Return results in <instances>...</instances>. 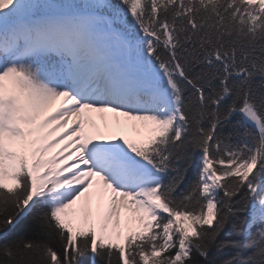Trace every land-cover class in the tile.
<instances>
[{
	"label": "snow or ice",
	"instance_id": "obj_1",
	"mask_svg": "<svg viewBox=\"0 0 264 264\" xmlns=\"http://www.w3.org/2000/svg\"><path fill=\"white\" fill-rule=\"evenodd\" d=\"M214 247L264 264V0H0V264Z\"/></svg>",
	"mask_w": 264,
	"mask_h": 264
},
{
	"label": "trees",
	"instance_id": "obj_2",
	"mask_svg": "<svg viewBox=\"0 0 264 264\" xmlns=\"http://www.w3.org/2000/svg\"><path fill=\"white\" fill-rule=\"evenodd\" d=\"M235 120H239L240 117L239 115L235 116ZM226 131L229 130L228 128L225 129ZM199 158H200V153L197 151L194 153V162L193 166L189 169L188 172V179H191L195 172L197 171L198 165H199ZM244 195V192L242 191L241 194H239L235 199L237 201L241 200L242 196ZM248 211H245L242 213L238 218L233 219V223H243L244 220L248 218ZM30 220V218H28ZM255 231V229H253ZM231 239L237 242V244L241 243L244 240V236L239 233L237 230L233 229L232 224H229L225 231L218 237L217 239V244H220L222 241ZM55 247H59L58 244H54ZM247 255L248 253L245 251H242L239 247H228V248H220V247H214L211 250V259L213 262H216V264H222L224 260H227L231 258L234 255ZM197 259H200L202 264V258L197 257ZM82 262L83 264H90L91 262V255L86 254L84 257H82ZM96 264H103L102 261L99 259L96 260Z\"/></svg>",
	"mask_w": 264,
	"mask_h": 264
},
{
	"label": "bare ground",
	"instance_id": "obj_3",
	"mask_svg": "<svg viewBox=\"0 0 264 264\" xmlns=\"http://www.w3.org/2000/svg\"><path fill=\"white\" fill-rule=\"evenodd\" d=\"M120 119L123 120V119H126V118H120ZM97 123H100L101 126H103L101 121L97 120ZM110 124H111V130L114 131L118 135H127V136H129L131 134H135L136 135V133L134 132V130L131 128L130 125L127 128H119L116 125L115 114H110Z\"/></svg>",
	"mask_w": 264,
	"mask_h": 264
},
{
	"label": "rangeland",
	"instance_id": "obj_4",
	"mask_svg": "<svg viewBox=\"0 0 264 264\" xmlns=\"http://www.w3.org/2000/svg\"><path fill=\"white\" fill-rule=\"evenodd\" d=\"M137 139V138H136ZM139 139V138H138Z\"/></svg>",
	"mask_w": 264,
	"mask_h": 264
}]
</instances>
